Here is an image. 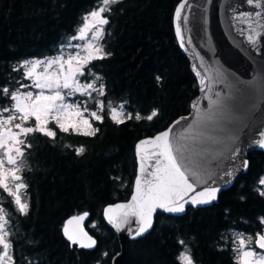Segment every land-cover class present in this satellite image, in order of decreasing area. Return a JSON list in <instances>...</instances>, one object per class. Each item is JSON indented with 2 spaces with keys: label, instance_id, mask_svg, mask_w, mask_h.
Listing matches in <instances>:
<instances>
[{
  "label": "trees",
  "instance_id": "trees-1",
  "mask_svg": "<svg viewBox=\"0 0 264 264\" xmlns=\"http://www.w3.org/2000/svg\"><path fill=\"white\" fill-rule=\"evenodd\" d=\"M180 0H119L105 12L102 59L85 66L101 75L105 104L103 122L93 119L95 135L63 132L56 136L34 132L27 137L23 181L29 208L21 214L9 199L10 238L15 264H110L119 252L117 234L105 222L106 206L127 200L136 176V143L166 129L190 112L198 84L174 30L173 15ZM100 0H0V104L10 91L25 85L22 62L60 51L84 16ZM18 69V70H14ZM157 77H160L157 80ZM24 89H28L25 87ZM122 103L132 115L117 124L108 104ZM158 110L151 121L144 117ZM139 113L142 117L135 119ZM84 152L77 154L78 148ZM248 172L218 202L189 207L182 216L158 213L150 233L128 243L123 264H181L189 248L197 264H238L234 231L264 233V196L257 189L264 177V151L248 155ZM89 213L88 230L97 247L88 251L64 237L68 217ZM180 241H184L181 244Z\"/></svg>",
  "mask_w": 264,
  "mask_h": 264
},
{
  "label": "water",
  "instance_id": "water-1",
  "mask_svg": "<svg viewBox=\"0 0 264 264\" xmlns=\"http://www.w3.org/2000/svg\"><path fill=\"white\" fill-rule=\"evenodd\" d=\"M260 5L256 7L247 0H180L177 4L173 15L175 35L197 80L198 94L191 101L188 114L136 143L137 170L132 193L127 200L106 206L103 212L106 224L117 234L120 243V250L110 264L124 263L129 241L150 233L158 213L182 216L189 207L204 208L218 202L221 193L248 172V155L264 151L258 143L264 139V0H260ZM257 12L261 15L256 16ZM169 128L172 129L170 140L175 154L185 166L190 180L195 174L196 192L208 187L217 188L216 199L196 205L189 201L184 205L185 210L177 213L157 208L152 215V227L136 235L140 226L138 218L127 217L131 223H125L124 210L116 209L115 205L131 202L138 176L142 181L151 179L148 173L154 168L153 153L158 149L148 144L141 150L138 145ZM141 156L144 157L143 174L140 171ZM243 161H247L246 168L242 166ZM194 195L195 192H191L185 199ZM110 207L113 211L106 214ZM83 214L68 217L63 234L70 244L92 251L98 240L87 228L89 213L79 222V227L75 223L67 225L69 219ZM109 216L120 225L119 228L109 222ZM66 225L78 242L68 240L64 233ZM79 229L96 241L94 247L80 246L81 239L87 241L79 235Z\"/></svg>",
  "mask_w": 264,
  "mask_h": 264
},
{
  "label": "snow or ice",
  "instance_id": "snow-or-ice-1",
  "mask_svg": "<svg viewBox=\"0 0 264 264\" xmlns=\"http://www.w3.org/2000/svg\"><path fill=\"white\" fill-rule=\"evenodd\" d=\"M119 0H100V6L88 15L84 17V25L78 29V34L71 39L84 40L86 34L92 30L95 25H106L109 23L108 19L103 16V13L110 11L109 5L118 3ZM247 3L254 4L256 7H260V0H247ZM248 15V14H245ZM256 16H260L259 12L255 13ZM177 18L179 19V9L177 10ZM179 33V28H177ZM103 36V29L96 28L93 33V40H99ZM252 41V37H249ZM255 43V41H252ZM79 49L74 54L68 53L66 58L65 54L61 52L60 55L51 58H45L43 60L24 61L21 65L25 71V78L30 79L32 83L30 85H22V87H31L38 89L39 91L33 94L28 91L21 93L19 90L10 94V99L14 102L11 108L0 109V116L4 112L10 113L6 119H0V129L13 120L19 119L21 123L15 124V128L19 129V132H13L10 128L7 129V136L4 131H0V150H3V155L7 157V163L9 165L17 164V157L23 156V151L19 147H15L16 157L11 155L13 147L9 145V141H12V145L23 144L24 141L18 137L20 135L27 136L34 132H40L49 137H55L56 132L48 129L47 123L49 118L55 121L56 125L63 132H68L69 128L73 131L80 132L83 135H95L98 129H93L88 119L83 118V112H87V107H80V102L69 103L66 102V96H74L79 93L81 96H87L92 98V92H96L98 95H104L103 85L100 88H96L94 82L82 84L79 80L80 76L84 75V67L90 63L93 59H102L104 56L103 49L101 47L94 46L93 43L88 42L83 47L77 46ZM81 52L85 55L81 56ZM43 67L42 72L36 70ZM18 70V69H14ZM99 79V77H97ZM160 77H157L159 80ZM64 90H67L65 93ZM91 90V91H89ZM0 92L4 96H9V89L4 87L0 89ZM98 111H104V103L102 101H96ZM110 119L117 124L124 123L123 105L117 108H112L109 105ZM91 118L97 121L103 122V116L98 115L97 111L89 112ZM158 115V110H153L151 114L144 117L148 121H151ZM73 117H80V123L87 125L89 130L81 132L80 127L73 122ZM30 118L35 119V126L23 127ZM142 117L139 113L136 114L135 119L140 120ZM127 119H132L131 113L128 114ZM179 123V121H177ZM172 129L169 128L150 140L141 141L138 145V149L142 150L144 145H152L153 148L158 151L153 153L155 158V165L148 175L151 179L143 180L140 176L137 177L135 183V193L132 196L131 202L128 204L115 205L116 209H123V215L125 217V223H131L127 217H137L139 220V228L136 231V235H141L152 227V215L157 208L163 209L170 213L183 212L185 210L184 205L189 201L193 204L209 203L211 200L216 199L217 188L208 187L200 192H196L197 181L195 174L190 176L185 166L180 162V159L175 154L172 142L170 140V133ZM264 135V134H262ZM261 147H264V139L258 141ZM31 147V145H28ZM77 154L84 152V148H78ZM144 157L141 156L140 171L143 174L145 167L143 164ZM3 159H0V187L14 197V202L18 206V210L21 214L26 215L29 205L26 202H22L19 194L21 189H26L27 185L24 183L16 184V192H13L8 187L6 182L10 175L13 181L21 180V177L16 175L19 168L10 169L4 171ZM243 167H247V161H243ZM231 175V173H229ZM259 183L264 185V178H261ZM261 196H264V190L257 189ZM195 192L194 196L185 199L189 193ZM113 208L107 209L106 214L111 213ZM88 213H84L81 216L72 217L67 221V225L76 224L79 227V222L84 220ZM0 246L3 248V252H0V264H8V261H12L15 264L12 256L9 255V249L12 247L11 243L5 240V236L8 235L4 231L5 224V210L0 208ZM109 222L115 224L117 228L120 227L111 216H109ZM261 223L264 224V218H261ZM65 226L64 233L69 241L73 243L78 242L76 236L69 231V228ZM79 235L86 238L79 241L80 246L84 248H92L95 246L96 241L92 237L88 236L83 229H79ZM238 237L239 247L237 249L239 256V264H264V234L257 233L255 239V248H249L245 250L246 243L252 244L253 238L248 237L245 240L243 234H236ZM184 244V241H180ZM178 259L181 264H194L190 250L185 248V251L181 252Z\"/></svg>",
  "mask_w": 264,
  "mask_h": 264
},
{
  "label": "rangeland",
  "instance_id": "rangeland-1",
  "mask_svg": "<svg viewBox=\"0 0 264 264\" xmlns=\"http://www.w3.org/2000/svg\"><path fill=\"white\" fill-rule=\"evenodd\" d=\"M99 6H100V3L95 8L91 9L86 15H88L91 11H93L96 8H98ZM104 14L105 13H103V16L105 17ZM84 23H85V21L83 19V22H82V24L80 25L79 28H81L84 25ZM96 28H102L103 29L104 28V25H98V24L95 25L92 28V30L89 31L86 34V37H85L84 40H74V39H71L72 37H74V36H76L78 34V30H77V32L74 35H71V36H69V37L66 38V40L61 44V46H60L61 49H60V51L57 54L52 55V56H48V57L36 58L34 60H43L45 58L55 57L57 55H60L61 52H63L65 54V58H66V56H67L68 53H73L74 54L76 51L79 50L77 48L78 45L81 46V47H83L88 42H91V43L94 44V46L101 47L103 49V46H102V43H101L102 38L99 39V40H93V33L95 32ZM83 55H85V53L84 52H81V56H83ZM36 71L37 72H42L43 71V67L41 66ZM83 71H84V75H85L86 74L85 67H84ZM83 76H80L79 77V80H80V82L82 84L94 82V85H95L96 88H100V86L103 85L102 77L98 73H95V72H92L91 71L90 72L91 78H89L88 80H85ZM97 77H99V79H97ZM31 83H32V81L30 79H26L25 85H30ZM24 88L25 87H22V85H21L20 87H17V88L12 89L10 91V94L12 92H14V91L19 90L21 93L31 91L35 95V93H37L39 91L38 89L31 88V87H28V89H24ZM89 91H91V90H89ZM103 91H104V86H103ZM64 92L66 93L67 90H64ZM65 99H66V102H69V103L80 102V107H81V110L82 111H83V108L84 107H87L88 111L87 112H83V118L84 119H88L89 120V123L92 125V128H94V126H93V119L94 118H91L90 117L89 112H91V111H97V114L100 115L101 112L98 111V106H97L96 101H98V100L99 101H102L101 95H98L96 92H92V98H89L87 96H81L79 93H77L74 96H66ZM13 103L14 102L10 99L9 102H6L3 105L0 104V109H3V108H11ZM109 105L112 108H117L119 110V106L120 105H123V104L122 103H118V104L110 103V104H108V107H109ZM104 107H105V104H104ZM129 113L130 112L127 111L123 107V116L121 118L122 119L123 118H127V116H128ZM9 114L10 113H8V112H4L3 115L0 116V119H6L9 116ZM80 119H81L80 117H73V122L76 123L80 127L81 132L86 131V130H89L87 128V125H83V124L80 123ZM50 121L55 122L54 120H52L51 118H49V121H48L46 127L48 129L54 131L53 128L50 126ZM18 123H21V121L19 119L13 120L11 123L5 125L3 127V129H0V131H4L5 136H7V129H9V128L13 132H19V129H16L15 128V124H18ZM22 126L23 127H30V126L34 127L35 126V119L34 118H30ZM69 131H73L72 128H69ZM74 132H76V131H74ZM27 136L20 135L18 137L20 140H23L24 141L23 144H19V145H14L13 146L12 145V141H9L8 142L9 145L13 147V150L11 152V155L12 156H14V157L17 156V154L15 152V147H19L23 151V156L22 157H17V164L16 165H9L7 163V157L5 155H3V150H0V159H3L5 161V163H4V171H8L10 169H14V168H17V167L19 168V171L16 172V175L20 176L21 177V180L13 181L12 178H11V176L9 175L8 176V179L6 181L8 183L9 189H11L13 192H16V184H19V183H24L25 184V182L23 181V177H22V170H23L24 165H25V158H24L25 146H28V141H27V138L28 137ZM260 187L264 189V185H261L260 184ZM19 194L21 196L22 202H26L28 204L29 203V199H28V195H27L26 189H21L20 192H19ZM9 199L11 200V202L15 205L16 209L18 210V206L14 202V197L11 196V195H9V193L7 191H5L2 187H0V208H3L5 210V219L7 221V223L5 224V227H4V231H6L8 233V235L5 236V240L9 241L11 243V245H12L11 238H10V230H9V226H10V217H9V214L10 213H9V210L4 205V203L7 202ZM0 223H2V222H0ZM232 233H233L232 238H233V241L235 242L236 249H238V247H239L238 237H237L236 234H243V236H244V238H245L246 241H247V238L248 237H252L253 238V243L252 244H247L246 243L245 250H248L249 248H255L256 247L255 246L256 235L248 234V233H244V232H239V231H234ZM187 249H189V248L187 247ZM0 252H3L2 246H0ZM190 254H191V251H190ZM9 255L12 256V258H13V255H12V247L9 249ZM191 256H192V254H191ZM237 256H238V252H237ZM192 259H193V257H192ZM237 260H238V264H239V256H238V259ZM193 261H194V259H193ZM8 264H12V261H8ZM194 264H197V263L194 261Z\"/></svg>",
  "mask_w": 264,
  "mask_h": 264
}]
</instances>
